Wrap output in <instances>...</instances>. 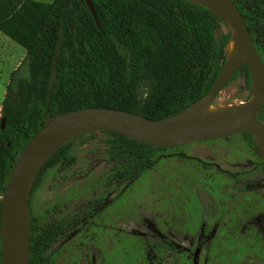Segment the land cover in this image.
<instances>
[{
    "label": "trees",
    "instance_id": "obj_1",
    "mask_svg": "<svg viewBox=\"0 0 264 264\" xmlns=\"http://www.w3.org/2000/svg\"><path fill=\"white\" fill-rule=\"evenodd\" d=\"M231 1L264 64V0ZM90 2L97 22L84 0H0V33L25 50L9 75L0 107L1 194L18 154L45 123L42 115L50 88L48 116L101 107L161 120L203 97L227 63L226 53L217 45L216 31L220 25L225 27V49L233 40L232 33L211 10L187 0ZM239 71L252 90L247 65L232 79ZM142 77L151 85L138 106L136 89ZM99 132L110 135L107 153L116 164L109 178L113 184L136 180L154 168L165 153L180 148H158L119 132ZM92 133L62 144L35 178L29 196V264H46V252L65 235L71 222L54 217L55 208L34 212L31 198L46 170L62 174L71 168L73 142L86 143ZM241 134L255 140L247 132ZM176 157L185 164L193 160L185 155ZM201 180L210 178L206 175ZM155 247L160 252L169 249L163 242ZM1 255L0 241V262ZM237 260L232 252L226 262L235 264Z\"/></svg>",
    "mask_w": 264,
    "mask_h": 264
},
{
    "label": "rangeland",
    "instance_id": "obj_2",
    "mask_svg": "<svg viewBox=\"0 0 264 264\" xmlns=\"http://www.w3.org/2000/svg\"><path fill=\"white\" fill-rule=\"evenodd\" d=\"M225 37V27L220 25L216 40L224 54ZM24 54L22 47L0 33V107L9 75ZM150 85L141 78L136 89L138 106ZM252 94L253 88H248L244 73L239 71L213 104L245 102ZM109 138L108 133L98 131L86 143L75 140L71 148L75 161L71 168L62 174L54 169L46 170L33 194L34 212L55 208V217L74 221L45 254L46 264H226L217 240L223 237V226L228 219L214 223L215 213L221 205H226L228 210L236 207L239 184L244 188L246 184H255L254 177L244 176L243 182L240 181V174L253 173L254 168V160L245 145L237 144L246 136L236 134L218 141L231 144L196 142L180 146L165 153L166 157L136 180L116 184L109 181L116 166L107 153ZM177 154L211 164L207 173L212 183L201 180L206 178V173L200 166L185 164L173 156ZM260 192L264 195V191ZM186 205L190 206V214ZM192 207L200 216L197 225L192 223ZM257 220L252 226L262 234L260 244L249 243L237 264H264L260 214ZM162 242L173 251L159 252L155 245Z\"/></svg>",
    "mask_w": 264,
    "mask_h": 264
},
{
    "label": "water",
    "instance_id": "obj_3",
    "mask_svg": "<svg viewBox=\"0 0 264 264\" xmlns=\"http://www.w3.org/2000/svg\"><path fill=\"white\" fill-rule=\"evenodd\" d=\"M97 22L90 0H84ZM211 10L230 28L233 41L243 57L224 66L209 91L178 114L151 120L141 115L101 107H87L48 116L49 90L42 115L44 125L30 138L18 154L0 200V264H29L30 216L29 196L35 178L51 154L62 144L81 134L115 131L135 140L164 149L183 145L218 141L247 132L258 143L256 156L264 162V125L257 116L264 104V64L256 51L242 15L231 0H187ZM247 65L252 78V101L243 108L232 107L236 118L199 117L190 112L206 103L213 104L218 94L231 81L234 73ZM250 98V99H251ZM4 119L1 120V129Z\"/></svg>",
    "mask_w": 264,
    "mask_h": 264
},
{
    "label": "flooded vegetation",
    "instance_id": "obj_4",
    "mask_svg": "<svg viewBox=\"0 0 264 264\" xmlns=\"http://www.w3.org/2000/svg\"><path fill=\"white\" fill-rule=\"evenodd\" d=\"M262 111H264V104H263V106H262V108H261V110L257 116V120L264 125V114L261 113ZM239 134H241V133H239ZM218 141H208V142H209V144H231L228 141H224V142H218ZM237 144H244L245 148L252 155L251 158L254 160L252 162V164H254V168L252 169L253 173H247L246 175L240 174V181L243 182L244 176H247V177L249 176V177H254L255 184H251V185L246 184V186H245L246 188H244L242 186V184H239L238 185L239 188L237 189V205H236V207L231 209V210H228L226 205L219 206L217 208L216 213H215V216L217 218H216V220H214L215 221L214 223H217V222H221V220H223L224 218L228 219V220H226V222L223 226L224 227V231L222 233L223 237L219 238V240H217V241H219L221 244L220 245L221 246V248H220L221 254L220 255L223 257L224 261L226 262L227 260H230V255L232 252H234L235 257L237 256V258H238V260L236 261L235 264H237L240 261L242 255H243L244 251L247 249L249 243H254L256 245L260 244V240L262 239V234L259 233L254 228V226H252L255 224V222L258 221L257 220L258 214L261 215V223H262V226L264 229V210L262 209V205H264V195L261 194V192H260V191H264V162L262 160H260L256 156V154L254 153V149L258 146V143L256 140L245 139V140L238 142ZM177 155H185V154H177ZM177 155H173V156L175 158H177L176 157ZM164 156L166 157V155H164ZM185 156H187V155H185ZM187 157L192 158L193 160L190 162L195 163L196 166L197 165L200 166L202 168V170L205 171L206 175L208 177H210V174H208L207 172H209L208 169L210 168L211 164L199 161L198 159H196L192 156H187ZM215 168L217 170H219L218 166H215ZM238 177H239V175H238ZM231 178H234L233 181L234 180L236 181L235 175H232ZM208 183L211 184L212 180L210 179V181H208ZM259 184H260V187H258ZM222 196H223V194H222ZM185 208L190 214V206L186 205ZM191 213H192L191 218L194 219L192 221V223H194V225L199 224L200 216L198 214L197 209L192 207ZM64 219H66V218H64ZM66 220L69 222L71 221L70 225L74 224V221L72 219L71 220L66 219ZM211 222H212V220L210 221V223ZM70 225L68 227H70ZM243 228H245V229H243ZM163 243H165V242H163ZM165 245L168 246L169 249H164V250H168L169 252L173 251V248L171 246H169L167 243H165ZM226 264H227V262H226Z\"/></svg>",
    "mask_w": 264,
    "mask_h": 264
},
{
    "label": "bare ground",
    "instance_id": "obj_5",
    "mask_svg": "<svg viewBox=\"0 0 264 264\" xmlns=\"http://www.w3.org/2000/svg\"><path fill=\"white\" fill-rule=\"evenodd\" d=\"M226 56L229 64H232L243 57V53L237 43L231 41L226 48ZM252 101V98L245 102L227 103L224 105L204 104L198 108L192 110L190 115L199 117H224V118H236V114L232 111V107L237 109H243L247 107Z\"/></svg>",
    "mask_w": 264,
    "mask_h": 264
},
{
    "label": "crops",
    "instance_id": "obj_6",
    "mask_svg": "<svg viewBox=\"0 0 264 264\" xmlns=\"http://www.w3.org/2000/svg\"><path fill=\"white\" fill-rule=\"evenodd\" d=\"M24 55H25V54H24ZM17 67H18V66H17ZM17 67H16V68H17ZM16 68H15V69H16ZM11 72H12V71H11ZM4 94H5V93H4Z\"/></svg>",
    "mask_w": 264,
    "mask_h": 264
}]
</instances>
